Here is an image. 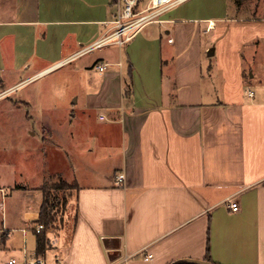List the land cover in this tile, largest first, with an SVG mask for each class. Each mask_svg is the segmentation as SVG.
I'll return each instance as SVG.
<instances>
[{
    "label": "crops",
    "instance_id": "obj_1",
    "mask_svg": "<svg viewBox=\"0 0 264 264\" xmlns=\"http://www.w3.org/2000/svg\"><path fill=\"white\" fill-rule=\"evenodd\" d=\"M118 10V0H0V264L29 233L38 253L51 170L45 126L29 143L28 119L64 98L56 140H67L62 175L75 191L46 232L51 263L264 264V1L184 0L124 44L95 46ZM65 66L64 86L27 88Z\"/></svg>",
    "mask_w": 264,
    "mask_h": 264
},
{
    "label": "rangeland",
    "instance_id": "obj_2",
    "mask_svg": "<svg viewBox=\"0 0 264 264\" xmlns=\"http://www.w3.org/2000/svg\"><path fill=\"white\" fill-rule=\"evenodd\" d=\"M196 2H201V0H195ZM264 1V0H261ZM148 0H144L141 3V6H146ZM71 66H65L61 68L59 71L54 72V74H50L41 80L29 84L27 88H34L37 86H64L65 82L67 79L66 74L64 72L68 71V69ZM46 102V100H45ZM56 105H59V109L55 108ZM53 107L49 108H42L41 104L38 105V110L35 111V116L34 118L28 119L29 126V131L33 130L34 132L37 131V125L35 124L36 122H41L44 124V129H45V143H44V154H43V162L46 163L47 165V172H50L49 176H47V184H48V190L50 191V197L51 199L54 200L56 203V208H55V214H56V224H54L52 227L49 229L51 231L56 230L63 222L65 218V212L67 210V201L69 200L70 196L75 191V184L73 182H70L66 179V181L69 183L71 187H62V188H51V185L53 184H58L59 180L65 179L64 176L62 175V172H68L67 168V162L65 161V156H64V147L67 144V140H56L58 138H61V133L62 131H66L68 128V118L69 113L67 108L69 107L68 105V100L67 99H62L59 101L57 104L56 102L53 103ZM0 117L2 118V109L0 108ZM67 118V119H65ZM35 120V121H34ZM33 124V125H32ZM23 128V127H22ZM3 127H0V135L3 134ZM59 132V133H58ZM30 133V132H29ZM54 133V136L52 137V134ZM41 137V133H36L33 136L29 135L28 136V142L30 143L31 141L38 142V140ZM53 139L54 141H51ZM56 140V141H55ZM39 144V143H38ZM66 186V185H65ZM48 229V230H49ZM20 235V234H19ZM18 235V236H19ZM33 233H29V241L27 242L26 245L23 244V247L26 246L27 250L29 251H34V243H33ZM18 240V238H17ZM19 241V240H18Z\"/></svg>",
    "mask_w": 264,
    "mask_h": 264
},
{
    "label": "built area",
    "instance_id": "obj_3",
    "mask_svg": "<svg viewBox=\"0 0 264 264\" xmlns=\"http://www.w3.org/2000/svg\"><path fill=\"white\" fill-rule=\"evenodd\" d=\"M119 10L115 18L112 20V27L103 38L97 41L95 46H101L111 43L112 41L118 44H124L128 41L134 32L149 19L162 14L172 7L180 4L184 0H148L146 6H141L144 0H118ZM172 40V39H170ZM106 63L97 64L99 70L106 68ZM253 95V91L249 93ZM125 181V174L119 173L116 176V183L122 184ZM2 191L3 188H0ZM229 207L232 211H239L240 205L236 199L229 200ZM35 232L41 233L46 226L43 222H38L35 225ZM0 232H8L7 227L0 229ZM23 232L27 233V229L23 228ZM153 257V254L147 253L146 259ZM56 263H51L47 256L41 253H35L27 250L26 246L22 248V255L11 256L5 264H61V259H57Z\"/></svg>",
    "mask_w": 264,
    "mask_h": 264
},
{
    "label": "trees",
    "instance_id": "obj_4",
    "mask_svg": "<svg viewBox=\"0 0 264 264\" xmlns=\"http://www.w3.org/2000/svg\"><path fill=\"white\" fill-rule=\"evenodd\" d=\"M66 185V186H65ZM71 187L69 183L66 181V179H60L58 184L51 185V188H64V187ZM48 184L47 182L43 186L44 191V201L41 206L40 210V221L43 222L46 226L45 230H43L41 233H38V246L37 250L38 253H42L46 250L47 247V230L52 227L54 224H56V214H55V208L56 203L53 199L50 197V191L48 190ZM68 202V201H67ZM208 259H210V255H208ZM186 264V263H184Z\"/></svg>",
    "mask_w": 264,
    "mask_h": 264
},
{
    "label": "water",
    "instance_id": "obj_5",
    "mask_svg": "<svg viewBox=\"0 0 264 264\" xmlns=\"http://www.w3.org/2000/svg\"><path fill=\"white\" fill-rule=\"evenodd\" d=\"M216 264L212 261L209 260H200V259H191V258H185V259H180L177 261H174L171 264Z\"/></svg>",
    "mask_w": 264,
    "mask_h": 264
}]
</instances>
